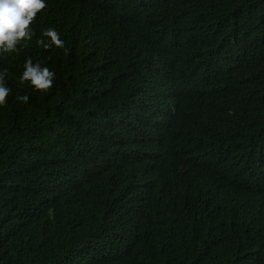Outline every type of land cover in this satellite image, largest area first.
Here are the masks:
<instances>
[{"label":"trees","instance_id":"trees-1","mask_svg":"<svg viewBox=\"0 0 264 264\" xmlns=\"http://www.w3.org/2000/svg\"><path fill=\"white\" fill-rule=\"evenodd\" d=\"M45 2L0 54V264H264V0Z\"/></svg>","mask_w":264,"mask_h":264},{"label":"clouds","instance_id":"clouds-1","mask_svg":"<svg viewBox=\"0 0 264 264\" xmlns=\"http://www.w3.org/2000/svg\"><path fill=\"white\" fill-rule=\"evenodd\" d=\"M46 7L45 0H0V54L18 53L19 49L17 46L21 42L32 40L34 32L31 25L38 13ZM42 37L50 39V43H46L43 38L37 40V44L45 49H50L52 46L56 48L64 47V41L53 28L43 31ZM25 46L27 45L25 44ZM7 75L8 69L0 70V106L7 103L11 92V89L5 83ZM54 80V71L47 66H41L39 63L34 64L32 59L28 58L19 83L23 84L28 81L37 91L46 92L53 87ZM16 99L23 103L29 102L27 94H18ZM256 230L261 232L258 245L264 249V228ZM258 250L261 251V253H258L259 258L264 259V251Z\"/></svg>","mask_w":264,"mask_h":264}]
</instances>
